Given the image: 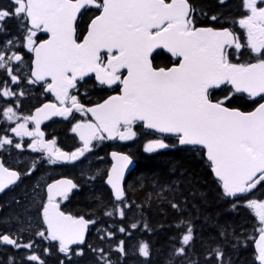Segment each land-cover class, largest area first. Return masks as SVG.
Wrapping results in <instances>:
<instances>
[{
  "label": "snow or ice",
  "instance_id": "6c2138e0",
  "mask_svg": "<svg viewBox=\"0 0 264 264\" xmlns=\"http://www.w3.org/2000/svg\"><path fill=\"white\" fill-rule=\"evenodd\" d=\"M12 3L15 6L12 12L0 10V21L10 16H23L31 24L26 46L36 56L32 76L37 81L51 77L48 89L55 93L61 104L68 98V89L75 86L77 77L82 78L89 72H95L101 83L111 85L120 81L123 84L121 95L109 97L104 103L87 110L96 117L97 124L77 125L73 129L91 130L87 136L83 132L80 135L84 141L83 149L69 156L54 148L52 141L33 142V149L43 148L50 154V162L76 160L82 156L91 139L98 137L99 129L109 132L110 136L119 135L121 140L130 139L135 133L129 126L140 120L149 128L177 134L181 145L206 148L212 170L222 181L226 195L244 193L253 188L258 182L255 179L257 173L261 174L259 180H264V103L245 113L226 106L231 93L216 102L209 98V89L224 83L231 84L235 92H245L250 97L264 94V59L252 64L230 63L223 48L235 43L239 49L238 39L227 29L194 28L189 19L191 9L187 0H171L170 3L165 0H12ZM256 3L257 0H244L251 15L239 23L248 31V45L252 52L264 56V8H258ZM88 6H95L101 12L91 21L83 42L78 43L74 22L77 14ZM33 29H43L50 34L49 39L36 45ZM158 48L167 49L173 57L180 58L179 65L153 67L150 56ZM102 49L108 52L107 64L102 63ZM13 58L21 59L15 54L9 57ZM3 61L4 56L0 53V68L5 67ZM121 68H126L128 73L123 79L118 74ZM16 79L12 76L13 81ZM9 94L4 91V95ZM71 102L73 108L83 110L76 97H71ZM44 108L54 109L52 114L60 116H67L72 111L55 105H45ZM43 111L37 109L38 114ZM4 115L9 120L15 117L11 108L6 109ZM30 119L36 120L38 128L39 119ZM121 124L124 132L119 131ZM12 131L18 136L33 135L24 124H18ZM38 135L43 137V133ZM5 143L11 141L0 139V146ZM164 147L167 145L163 142L153 141L146 146V151ZM112 155L120 163L113 165L108 183L119 200L124 196L119 181L130 161L128 156ZM18 178L15 171L0 164V191ZM74 187L70 180L50 184L48 204L44 208L48 235L59 240L60 251L64 253H68V245L83 241L89 223L82 217L65 216L52 203L54 189L55 195L66 197ZM249 207L257 209L259 219L264 222V203L250 201ZM261 231V241H264V229ZM191 239L189 228L188 234L182 237V245H188ZM0 240L19 247L8 235L0 236ZM258 247V259L264 264V246ZM139 251L144 256L149 255L146 244H142ZM183 252V247L177 249V254ZM217 255L221 253L218 251ZM30 259L35 261L38 257L33 255Z\"/></svg>",
  "mask_w": 264,
  "mask_h": 264
},
{
  "label": "trees",
  "instance_id": "16d2710c",
  "mask_svg": "<svg viewBox=\"0 0 264 264\" xmlns=\"http://www.w3.org/2000/svg\"><path fill=\"white\" fill-rule=\"evenodd\" d=\"M188 1L196 26L229 28L239 34L241 47L237 49L234 43L227 50L230 63L249 64L264 59L252 52L237 27L238 20L245 16L244 0ZM10 6L3 0L0 7ZM260 7L264 8V2ZM21 17L6 19L0 31V43L17 35L19 27L25 25ZM151 60L155 68H167L176 62L162 51L155 52ZM0 79L5 80L3 71ZM79 90L81 102L86 106L89 104L84 100H100L104 96V88L90 86L84 91L80 86ZM230 93L226 106L243 112L251 111L264 99L253 100L236 94L229 85L209 91V98L218 101ZM2 108L0 103V115ZM135 126L136 136L131 140L122 143L101 140L81 160L52 167L43 155L9 160V163V154L22 157L29 152L7 147L1 151L7 161L3 160L4 163L20 170L23 177L5 192L6 197L9 195L7 199L17 203L2 208L8 211L1 212L2 216L5 214V226L0 228L1 235L17 236L19 247L0 241V264H33L27 258L34 251L43 264H258L254 242L261 230V220L258 210L249 207V202L264 200V180L258 179L247 192L228 196L214 178L204 150L179 146L177 137L156 135L140 123L136 122ZM53 130L57 131L53 136L60 147H75L67 121L57 123ZM4 131L2 122L0 134ZM149 140L161 141L167 147L147 152L144 142ZM112 149L128 154L135 161L124 183L125 199L120 203L114 202L104 184L109 168L108 152ZM26 170L30 172L24 175ZM57 177H68L76 183L74 191L60 204L61 209L91 222L84 244L75 248L81 250L79 254L72 249L60 254L58 243L48 236L42 221L40 210L45 185ZM189 228L192 239L188 245H182V237ZM41 232L44 235H39ZM142 244L147 245L148 256L140 253ZM181 247L184 252L177 254ZM14 249H22V254H16ZM22 255L26 261L21 260Z\"/></svg>",
  "mask_w": 264,
  "mask_h": 264
},
{
  "label": "flooded vegetation",
  "instance_id": "af4514ba",
  "mask_svg": "<svg viewBox=\"0 0 264 264\" xmlns=\"http://www.w3.org/2000/svg\"><path fill=\"white\" fill-rule=\"evenodd\" d=\"M0 1H3V0H0ZM6 1H8L11 4V6L9 8H4V7L1 8L0 7V10L6 9L9 12H12L14 10V7H15L13 5V3H12V0H6ZM169 1L170 0H165L166 3L169 2ZM98 2H99V0H98ZM187 2L189 3L188 0H187ZM263 2H264V0H263ZM262 3L258 4V8H261L259 6H261ZM189 5H190V3H189ZM0 6H1V3H0ZM244 6H245V4H244ZM190 7H191V5H190ZM100 12H101V10L97 9L95 6H88L85 9H82L81 12L78 14L76 22H75V38L77 39L78 43L81 42V40L85 36V34H86L87 30H88V25L90 24V22L97 15H99ZM249 15H251V12H250V10H248L245 7V16H244V18L248 17ZM10 17H12V16H10ZM10 17L5 18L3 21L0 22L1 23V26H0L1 30L4 27V22L6 21V19H9ZM21 18H22V20L25 21V25L19 27L20 30L16 33L17 35H15L12 39H8V40L5 39V40H3V42L0 43V51H1L2 54H4V58H5L3 62L5 64H9L10 63L12 65V67L10 68L11 74H9V69L7 67L0 68V71H3V75H4V78H5V80L3 82H1V79H0V103H2V106H3L2 114L0 115V125H1L2 122H4V118H5L4 112H5V110L11 108L13 110V112L15 113V119H17L15 121V124L13 125V127L16 125V122L20 123V120H22L24 122V125H25V128L27 129V131L33 133L32 136H28V135H19L18 136V135H16L15 132L11 134L10 130H7V132L4 131L3 133L0 134V139H2L4 136H10L11 137V138H6V139L10 140L11 143H5L2 146H0V161H1V163H2V165L4 167L17 171L19 173V179L21 177H23L21 171L17 170L15 167H10V166L8 167L4 163L5 160H4L3 156H2L3 154L1 153V151H3V149L5 147L14 148L15 150H19L20 152L21 151L29 152V153H24V155L22 157L17 156L16 154H9L8 156L6 154V156L8 157V161L9 160L19 159V158H28V157H30V156L32 157L34 155H36L38 157L43 155V157L45 159H47L48 165H50L52 167L53 165L66 164L68 162H76V161L81 160L82 158L85 157V155L87 153H90L93 150V148L96 146V142H97L96 140H94L90 144L89 150L84 152V154L82 156H78V158L76 160H66L65 162L56 161L55 163L50 162V155L45 149H42V148H39V147H37L36 149H33V147H31V145L33 144L34 141H39L41 139H43V141H45V142L52 141V142H54V144H53L54 148L59 149L61 152H66L69 156L73 152H76L78 149H81V147H82L81 141H80L79 137L76 135V133L73 131V129L77 125H81L82 123H84L83 120H87L89 122L91 121L90 123L93 122L89 118V116L87 115L84 107H89V106L98 104V103L106 100L107 98H109V97H111V96H113L115 94H118L119 91H120L121 84H122L120 81H116L114 83V85L108 87V86H105V85L98 84L95 81L94 76H92V75L83 76L82 78L78 79L75 82V86L72 87L68 91V98H66L65 102L63 104H61L60 100H58L56 96H54L51 92L48 91L47 86L49 84V81H47L45 79L37 81L32 76L33 61H34V57H35V52L33 50H30L26 46L27 45V41H26V36L25 35L27 34L26 31L28 32V29L30 27L28 25L29 22L26 21L25 17L22 16ZM189 19L192 21V25H193L194 28L195 27H209V28H211L213 30L224 29V28H215V27H211V26H196V24H194V22H193L192 10L190 11ZM240 20H238V22H237V27H240V29H241L240 32H241L243 38L246 40V35L244 33V27H242L240 25V23H239ZM227 29H229V28H227ZM42 30L43 29H40V30L33 29V31L36 32V35L33 37V40H34L36 45H39L40 43H42L43 41L49 39V37H50V34H48L46 32H43ZM229 30L232 32L234 37L237 39L239 34H235V32L233 30H231V29H229ZM228 48L229 47H226L224 49V53H225V55H226V57H227V59L229 61V56H228V53H227ZM14 54L15 55H19L21 57V59L19 61L15 60L13 58V60L17 64L15 62H14V64L11 63L10 62L11 59H9V57L14 56ZM113 54H115V52ZM101 59H102V63L103 64H107L108 54H102L101 55ZM172 60L174 62L176 60V62L173 63L172 65L178 63V59H173L172 58ZM118 74L121 76V79H123L124 76L126 75V72L125 71H119ZM12 76H15L17 79H16V81L11 82V85L9 87H7L8 92L10 93L9 97H8V96L4 95V92L3 93L1 92V87H6L8 85V81H10ZM80 86L83 87L84 91L86 90V87L89 88L90 86H92L94 89L104 88V90H102V91H104V96L100 100H96V99L84 100V102L89 104L88 106H86V105H84L81 102L82 99L80 98V90H79ZM89 90L91 92V89H89ZM84 94L86 95L85 92H84ZM73 96L76 97L77 102L80 105H82L83 110L78 111L75 108H73L72 102H71V97H73ZM91 96L92 97L94 96V98L96 97L95 95H91ZM22 102L24 104H22ZM6 103H8V104H6ZM45 105H55L56 108H70V109H72V111L67 116H60L59 115V116L52 117L51 119L46 121L45 120L46 119L45 117L47 115L46 112H48L49 109H45L44 108ZM20 106L22 108H19ZM28 108L30 109V111H28ZM17 109H20L21 113H16L15 111ZM37 109H44V111L38 114L37 113ZM31 117H36L37 119H39L40 123H39V127L38 128H37L36 120L30 119ZM65 121H67L69 123L70 129H71L70 133L74 137V141H75V145H74L75 147H72V148H69V149H63L62 147H60L57 144V142H56V137L53 136V134H57V131L53 130L54 126L57 123H59V122H63L64 123ZM135 123L136 122H133L131 124V126L134 129V133H135V130H136ZM92 124H95V123L93 122ZM10 125H12V124L8 123L7 125H5V123H4V127L5 128L8 126L7 129L10 127ZM122 129H124V126H120L119 127V131L122 130ZM36 132L43 133V137H40L39 135H36ZM134 136H136V133H135ZM134 136L131 139H133ZM131 139H129V140H131ZM101 140H104L105 142H111V143L112 142L122 143V142L128 141V140L120 141V140H118V137H116V139L113 140V141H108L104 136H103V138H101ZM149 141H151V140H149ZM17 144L20 145L19 148L16 147ZM69 144H70V142L67 145H69ZM111 151L121 152V151L116 150V149L109 150L108 159H109V153ZM19 155H21V154H19ZM5 162H7V161H5ZM22 162L24 164L27 161H22ZM9 163H10V161H9ZM110 163L111 162H110V159H109V166H110ZM23 164H22V166H23ZM16 166H18V165H16ZM22 166H20V167H22ZM47 170H49V169H47ZM29 172L30 171L26 170L24 175L29 174ZM106 174H107V172H106ZM58 178H61V177H57V178H54L52 180H49L47 182V184L45 185V189H44L45 196H44V200L41 203V210H40V214H41L43 223H44V208H45V205L48 203V200H47V197H46V186L50 182H52V181H54V180H56ZM105 178H106V176H105ZM75 186H76V183H75ZM5 192H3L0 195V228L1 229L5 226L4 217H5L6 212L8 211L7 209H2V208L3 207H9L11 204H16L17 203V202L11 201L10 199H7L9 197V195L6 197L7 193L5 194ZM70 194L66 195V197L62 196V197H60V198H58L56 200V202L59 204V206H60V204L63 203V201L67 200V197ZM32 204H40V202H32ZM60 209H61V207H60ZM2 211L5 212L4 216L1 215ZM62 211H64V210H62ZM65 213H69V212H65ZM69 214H71V213H69ZM71 215L74 218L80 217V216H75L73 214H71ZM44 228H45V224H44ZM45 231H46V228H45ZM0 236H3V235L0 234ZM9 237L11 238V236H9ZM86 238H87V236H86ZM11 239H13V240H15L17 242L18 237L13 235ZM0 241L5 243V244H7L6 242H4L2 240H0ZM55 241L58 243V246H59L58 251L60 252V254H63L64 252L60 251V242L58 240H55ZM83 244L76 245L74 247L69 248L68 253L71 252V249L73 250V252H76V253L81 252V250H78V249H75V248L78 247V246H82ZM7 245H10V244H7ZM14 250H15L16 254H18V253H19V255L22 254V249H20V250L14 249ZM28 251L30 252L32 250L28 249ZM44 251L47 252V247L46 246L44 247ZM24 253L26 254V252H24ZM33 255L37 256L38 259L35 260V261L31 260L30 257H28L27 259L31 260V262L33 264H43V261H42L41 257L39 256V254L37 253V251L31 252L30 256H33ZM23 256L24 255L21 256V260L22 261H26V258H24Z\"/></svg>",
  "mask_w": 264,
  "mask_h": 264
},
{
  "label": "water",
  "instance_id": "95a60500",
  "mask_svg": "<svg viewBox=\"0 0 264 264\" xmlns=\"http://www.w3.org/2000/svg\"><path fill=\"white\" fill-rule=\"evenodd\" d=\"M171 2V0L169 1V2H167V3H170ZM188 3V2H187ZM189 4V3H188ZM190 6V5H189ZM190 9H191V7H190ZM79 14V13H78ZM78 14H77V16H78ZM190 14V13H189ZM99 15H100V13H99ZM98 16V15H97ZM76 22V21H75ZM75 22H74V28H75ZM90 24H91V22H90ZM89 24V25H90ZM28 25H29V27L31 28V24L30 23H28ZM89 25H88V28H89ZM195 28H197V29H199V28H209V27H195ZM224 29H227V28H224ZM224 29H217V30H214V31H223ZM227 30H229V29H227ZM43 31V30H42ZM230 31V30H229ZM44 32V31H43ZM87 32H88V30H87ZM87 32H86V34H85V36L87 35ZM232 33V32H231ZM84 36V37H85ZM232 36L234 37V35L232 34ZM84 37H83V39H84ZM83 39L81 40V42H79V43H82L83 42ZM233 44H231V45H225L224 46V48H223V51H224V49L226 48V47H229V46H232ZM157 51H162V52H164L165 54H167V55H169L171 58H173V59H178V63L177 64H174V65H172V66H170V67H173V66H178L179 65V63H180V58H178V57H173L172 56V54L170 53V52H168L167 51V49H164V48H158V49H155L154 50V52H153V54L155 53V52H157ZM102 54H108V52H107V50L106 49H102L101 50V55ZM153 54L150 56V59H151V57L153 56ZM35 59H36V56L34 57V61H35ZM33 61V62H34ZM152 61V60H151ZM252 63H257V62H252ZM252 63H249V64H252ZM233 64H235V63H233ZM33 67H34V63H33ZM170 67H168V68H170ZM161 68V67H160ZM158 69V68H157ZM119 71H125L126 72V75L124 76V77H126L127 76V69L126 68H121V69H119ZM89 75H92V76H94V78H95V81L98 83V84H101V85H105V86H108V87H110V86H112V85H114V83L113 84H111V85H109V84H107V83H101L98 79H97V76H96V73L95 72H89V73H87L85 76H89ZM81 77H77V79H76V81L78 80V79H80ZM34 79H35V77H34ZM45 80H47V81H49V84H51L52 83V80H51V77H45L44 78ZM224 85H229L230 86V88L232 89V91L234 92V93H236V94H242V95H245V96H247V97H249V98H251V99H253V100H256V99H261L262 97H264V94H260V95H258V96H256V97H250L247 93H245V92H235L234 91V89H233V86L231 85V84H227V83H224V84H221L220 86H218V87H214V88H210L209 89V91H211V90H218L219 88H221L222 86H224ZM122 88H123V84H121V87H120V91H119V93L118 94H115V95H113V96H118V95H121L122 94ZM47 89H48V86H47ZM71 88H69L68 89V91L70 90ZM48 91L49 92H51L54 96H56L55 95V93L54 92H52L51 90H49L48 89ZM112 97V96H111ZM108 99V98H107ZM106 99V100H107ZM105 101V100H104ZM104 101H102V102H100V103H98V104H102V103H104ZM213 102H216V101H213ZM262 103H264V99L263 100H261L251 111H248V112H252V111H254L256 108H258L259 107V105L260 104H262ZM98 104H95V105H92V106H89V107H84V109H85V111H86V113H87V115L89 116V118L95 123V124H97L98 122H97V120H96V117L92 114V112H90V111H87L88 109H90V108H95ZM239 110V109H238ZM241 111V110H240ZM54 112V109H49L48 110V112H46V121H48L49 119H51L52 117H55V116H59V115H54V114H52ZM243 112V111H242ZM245 113H247V112H245ZM135 122H137V123H141L142 125H143V128L145 129V130H147V131H150V132H153V133H155V134H158V135H161V136H173V137H177V139H178V145L179 146H187V147H194V148H200V149H202V150H204V156H205V158H206V160H207V162L211 165V170H212V164H211V162L208 160V157H207V149L206 148H204L202 145H190V144H184V145H181L180 143H179V136L177 135V134H175V133H170V132H161V131H159L158 129H156V128H149L143 121H140V120H136ZM120 126H123L122 124L120 125ZM119 126V127H120ZM99 131H100V133L108 140V141H113V140H115L116 139V137H117V135H115V136H110L109 135V132H107V131H104L103 129H99ZM36 135H38V132H36ZM64 153H66V152H64ZM113 153H118L119 155H125V156H128L129 157V163H128V165H127V167H125L124 169H123V176L121 177V179H120V181H119V183H120V186H121V188L123 189V191H124V183H125V181H126V179H127V177H128V175L131 173V171L134 169V167H135V161L128 155V154H126V153H123V152H118V151H111L110 153H109V159H110V166H109V168H108V171H107V174H106V178H105V180H104V183H105V186L109 189V191L111 192V195H112V198H113V200H114V202H116V203H120V202H122L124 199H125V192H124V196L123 197H121V199H119V200H117L116 199V196H115V194H114V191H113V189H112V186H111V184H109L108 183V177H109V174L112 172V169H113V165L114 164H116V165H119V161L117 160V159H114L113 158ZM57 161H62V162H65L66 160H57ZM0 164H2L1 163V161H0ZM6 168V167H5ZM9 171H15V170H12V169H8ZM17 174H18V172L17 171H15ZM212 173H213V176H214V178L217 180V181H219L220 182V184H221V187H222V189L224 190V188H223V183H222V181H220V179L215 175V173L213 172V170H212ZM261 174L260 173H257V176H256V178L255 179H257L259 176H260ZM18 177H19V174H18ZM18 180H19V178L13 183V184H10V185H7L2 191H0V195L3 193V192H5L8 188H10L12 185H15L17 182H18ZM62 180H70V181H72V183L75 185V183H74V181L72 180V179H70V178H67V177H61V178H58V179H56V180H54V181H52V182H50L47 186H46V197H47V200H48V196H49V193H48V186L50 185V184H56V182L57 181H62ZM61 187H63V186H61ZM75 188V187H74ZM74 188H72L70 191H68L67 192V195L68 194H70L73 190H74ZM239 194H242V193H236L235 195H239ZM235 195H228V196H235ZM60 197H62L61 195H55V189H54V199H53V201H52V203L53 204H55V205H57V208H58V211L59 212H62L65 216H72L71 214H69V213H65L64 211H62L61 209H60V206H59V204L56 202V200L58 199V198H60ZM48 204V203H47ZM46 204V205H47ZM49 211H50V213H51V208L49 209ZM73 217V216H72ZM82 216H80V217H76V219H79V218H81ZM74 218V217H73ZM85 221H88L89 223L87 224V227L85 228V230H84V237H83V241L82 242H78V243H73V244H70V245H68V248H71V247H74V246H76V245H81V244H83L84 242H85V240H86V236H87V233H88V228H89V224H90V221L89 220H87L86 218H84V217H82ZM44 224H45V228H46V230H47V232H48V225H47V223L45 222V218H44ZM262 229H264V222H261V230ZM260 230V233L258 234V236L256 237V239H255V242H254V249H255V253H256V262L258 263V264H261V261L258 259V257H259V247L258 246H264V241H261V235H262V231ZM3 241V240H2ZM59 241V240H58Z\"/></svg>",
  "mask_w": 264,
  "mask_h": 264
},
{
  "label": "rangeland",
  "instance_id": "374dc122",
  "mask_svg": "<svg viewBox=\"0 0 264 264\" xmlns=\"http://www.w3.org/2000/svg\"><path fill=\"white\" fill-rule=\"evenodd\" d=\"M263 2V0H257V3H256V6L258 7V4L259 3H262ZM0 3H2V1H0ZM260 7V6H259ZM249 10V9H248ZM244 19V18H243ZM1 22V21H0ZM0 26H1V23H0ZM0 31H1V29H0ZM26 33L28 34V32L26 31ZM244 33H245V35H246V42L248 43V31H247V29H245L244 28ZM27 34L25 35V36H27ZM27 41V40H26ZM2 49V48H1ZM0 53H1V51H0ZM3 56H4V54H3ZM13 57V56H12ZM5 59V58H4ZM10 62L11 63H13L14 64V60L13 59H11L10 60ZM16 63V62H15ZM17 64V63H16ZM18 66V65H17ZM5 67H7L9 70H10V68L12 67V65L9 63V64H5ZM4 67V68H5ZM11 82H14L13 80H12V78L10 79V81H8V85L6 86V87H1V92L3 93L5 90H7L8 91V89H7V87H9L10 85H11ZM5 96H8L9 97V95H5ZM17 118V117H16ZM17 119H15V117L12 119V120H9V119H7V117H5L4 118V123H5V125H7L8 123H11L12 125H10V127L7 129V127L5 128V132H7V130H10V133L12 134V133H14L13 131H12V129L13 128H17V125L18 124H24V122L22 121V120H20V123L19 122H16V125L13 127V125L15 124V121H16ZM84 121V123H82L81 125H87V124H92V123H90L89 121H87V120H83ZM130 127V129H131V132H133L134 133V129H133V127L130 125L129 126ZM90 131L91 130H89V129H87V128H80V129H78L77 131H74L75 133H76V135L79 137V139H80V141H81V145H82V147H81V149H83L84 148V141L83 140H81V138H80V135H81V133L83 132L86 136L87 135H89V133H90ZM125 131V128L124 129H122V130H120V132H124ZM99 137H103L102 135H101V133L98 131V137L97 138H94V139H91V141H90V143H89V146H90V144L94 141V140H96L97 142H100L101 141V138H99ZM117 137H118V140H120V141H122L121 139H120V137H119V135H117ZM133 137V136H132ZM131 137V138H132ZM135 137V136H134ZM6 138H11L10 136H4L2 139H6ZM130 138V139H131ZM126 140H129V139H126ZM151 142H153V140H151V141H147V142H144V149L146 150V146L147 145H149ZM89 146H88V150H89ZM157 149V148H156ZM156 149H154V150H156ZM87 150V151H88ZM153 150V151H154ZM86 152V151H85ZM147 152H152V151H147ZM257 202V201H256ZM257 203H264V200L263 201H260V202H257Z\"/></svg>",
  "mask_w": 264,
  "mask_h": 264
},
{
  "label": "bare ground",
  "instance_id": "6f19581e",
  "mask_svg": "<svg viewBox=\"0 0 264 264\" xmlns=\"http://www.w3.org/2000/svg\"><path fill=\"white\" fill-rule=\"evenodd\" d=\"M230 32H231V31H230ZM154 134H155V133H154ZM156 135H158V134H156ZM160 136H161V135H160ZM42 149H43V148H42ZM49 155H50V154H49ZM131 158H132V157H131ZM132 159H133V158H132ZM133 160H134V159H133ZM7 169H8V168H7ZM18 174H19V173H18ZM18 181H19V180H18ZM17 183H18V182H17ZM17 183H16V184H17ZM16 184H15V185H16ZM12 186H14V185H12ZM12 186H11V187H12ZM8 189H9V188H8ZM8 189H7V190H8ZM82 217H83V216H82ZM84 218H85V217H84ZM87 220H88V219H87ZM89 221H90V220H89ZM90 223H91V222H90ZM89 226H90V224H89ZM88 229H89V228H88ZM46 231H47V230H46ZM47 233H48V232H47ZM9 238H10V237H9ZM10 239H11V238H10Z\"/></svg>",
  "mask_w": 264,
  "mask_h": 264
}]
</instances>
